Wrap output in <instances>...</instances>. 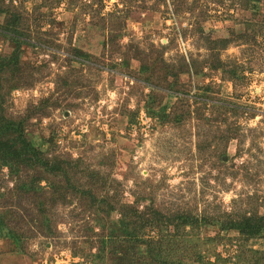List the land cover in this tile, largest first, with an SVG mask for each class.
Returning a JSON list of instances; mask_svg holds the SVG:
<instances>
[{
	"label": "rangeland",
	"instance_id": "374dc122",
	"mask_svg": "<svg viewBox=\"0 0 264 264\" xmlns=\"http://www.w3.org/2000/svg\"><path fill=\"white\" fill-rule=\"evenodd\" d=\"M255 4L0 0V124L21 120L37 150L71 169L64 186L0 165V264H139L124 255L130 243L106 239L126 206L149 220L138 235L161 246L156 264H264V233L224 228L264 215Z\"/></svg>",
	"mask_w": 264,
	"mask_h": 264
},
{
	"label": "trees",
	"instance_id": "16d2710c",
	"mask_svg": "<svg viewBox=\"0 0 264 264\" xmlns=\"http://www.w3.org/2000/svg\"><path fill=\"white\" fill-rule=\"evenodd\" d=\"M240 1L244 9H258L257 4H255L258 2V0ZM252 4L255 5L251 6ZM11 36L13 37L14 41L20 40L19 35H17L16 33H13ZM14 48L15 49L13 50V55L8 58V67L11 66V63L15 62L16 63L14 65H17V52L19 50V45H15ZM235 72V70L230 72L231 74L229 75V80H237L238 76ZM16 162L18 163V166L21 165L25 168H31L33 170L34 168H37L51 174L52 176H56V179H58V182L56 183H58L59 185L64 184L65 186L69 184L68 174L69 170L71 169L70 166L66 165L68 163L58 159L50 160L46 156H44L39 150H37L33 143L26 138L23 123L21 120L13 121L9 119H4V121L0 124V165L8 167L11 170V173H13V170H19L18 166H13ZM41 178L38 177L36 184H38V181H40L39 179ZM30 184V182L20 180V183L17 184V188L19 186L20 189L23 188L21 189V191L26 192L33 188L32 184ZM51 184L52 185L50 187H52L54 190H57V184ZM80 192L81 194H84L86 191ZM88 195L90 196L89 198L92 203L99 202V200L92 196L89 192ZM65 197L66 196H64V194H59L58 196H53L49 199L51 202L54 203L57 200L60 201ZM55 198H57V200ZM120 211L121 219L118 222L119 226L115 228L113 232H110L106 235V239L107 237L109 238L108 246H114L115 241L118 238H121L123 240H126L127 243H130L129 247L125 249L124 255L130 256L132 258L137 257L136 261L139 262V264H145V262H147L148 260H150V264L158 263L153 257V252L161 246L157 244L158 247L154 248V244L152 241L141 243L140 237L138 235V231L142 229L143 226L147 224L149 220L142 218V214L137 213V211L134 210V208H131L130 206H126V209ZM189 221H191L190 217L186 216L182 220V224L185 226L189 224ZM195 221L196 220H194V222ZM200 221L203 222V219H201ZM224 228L237 231L239 234L250 237L262 234L264 233V215L260 217H241L236 222H231V224L224 226ZM14 236L16 237V235ZM14 241H17V237L14 238ZM141 245L145 246L146 251H144L143 255H138L140 253ZM112 250L110 253L111 257L113 258L116 255V251ZM139 257L141 258L140 260H138Z\"/></svg>",
	"mask_w": 264,
	"mask_h": 264
}]
</instances>
